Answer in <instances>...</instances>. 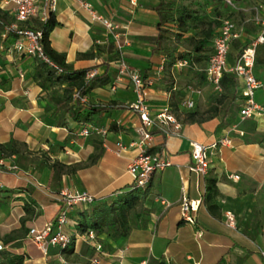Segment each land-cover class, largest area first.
<instances>
[{
    "label": "crops",
    "instance_id": "crops-1",
    "mask_svg": "<svg viewBox=\"0 0 264 264\" xmlns=\"http://www.w3.org/2000/svg\"><path fill=\"white\" fill-rule=\"evenodd\" d=\"M92 2L98 11L121 24L119 36L93 22L80 0H58L51 13L57 22L49 34L53 49L64 53L75 71L99 70L89 83L86 100L80 102L82 116L88 117L78 123L69 113L62 116L50 99L54 86L43 89L34 78L39 61L18 53L13 35L4 36V25L13 22L15 16L10 6L0 1V144L11 151L4 154L0 150V242L5 234L21 227L24 216L28 217L25 227H43L56 216L59 194L66 188L84 189L96 200L110 202L133 187L128 166L138 156L139 148L129 147L121 155L114 153L118 141L129 144L138 139L136 128L140 124L139 114L129 107L136 98L131 80L117 76L121 43L128 64L153 79L146 89L152 111L157 113L170 104L180 127L174 133H165L158 126L152 129L150 149L162 151L173 165L156 172L150 181L145 202L149 215L144 227L133 228L126 237L111 238L105 233L96 236V241L105 244L101 263L264 264V112L249 119L241 118L237 110L234 117L231 112H219L202 121L186 120L183 112L188 110L181 107L180 94L185 95L187 84L202 89L195 107L189 109L200 112L222 89L214 90L200 68L173 65L168 70L163 62L166 55L154 51L160 0ZM29 24L38 27L39 22L32 19ZM238 55L239 50L235 58ZM259 72L263 86L256 100L264 107V65ZM190 78L193 80L189 83ZM90 104L104 109L90 111ZM84 124L94 126L89 135L82 134ZM225 135H230L232 142L212 155L207 175L188 170L192 141L210 144ZM92 153L98 154V159L88 163ZM56 159L82 164L75 172L63 175L59 188L52 186L51 162ZM12 165L18 169L10 170ZM229 174H239L240 178H230ZM184 197L197 206L193 223L182 219ZM27 201L28 211L24 209ZM88 206L80 203L72 208L67 231L75 237L74 253L88 252L92 264L95 251L74 224ZM227 216L233 220L230 222ZM21 239L6 247L10 244L8 249L23 254L24 264H49L52 259L63 258L57 247L44 255L29 238L17 243Z\"/></svg>",
    "mask_w": 264,
    "mask_h": 264
},
{
    "label": "built area",
    "instance_id": "built-area-1",
    "mask_svg": "<svg viewBox=\"0 0 264 264\" xmlns=\"http://www.w3.org/2000/svg\"><path fill=\"white\" fill-rule=\"evenodd\" d=\"M0 1L3 5L10 6L9 10L15 16L13 22L4 25V36L13 35L15 50L23 55L42 59L50 63L58 71H61V68L51 62L44 54L41 42L43 38L42 28L29 24L32 19H37L39 23L46 22L51 13L56 10L58 0ZM225 2L229 5L232 4V0H225ZM80 4L87 10L93 22L99 23L108 33L116 36L120 35L121 24L112 17L98 11L92 0H80ZM253 12L252 17L245 20L247 22L252 21L258 27V34L251 43L244 47L241 53L232 61L230 59L231 46L235 39L241 37L242 30L236 26L232 19L225 18L212 39L213 51L206 66L202 69L207 82L213 86L214 90L222 89L220 79L224 73H234L236 75L238 81L241 82L239 115L243 119L253 118L264 112V107L256 100V93L262 87L263 82L255 70L257 45L264 41V5L254 7ZM118 49L120 53L116 58L117 76L118 79L128 76L131 80L136 98L129 104V107L139 114L140 124L136 128L138 139L129 144L118 141L114 153L121 155L129 147L135 146L139 148L138 156L128 166V173L133 179V187L146 188L156 172L173 165L170 158L162 151L150 150L149 144L153 140L152 129L158 126L165 133H174L175 129L180 127V121L172 113L170 104L161 107L157 113L152 111L151 105L146 99V89L152 84L153 79L144 77L137 68L128 64L122 52L124 46L121 43L118 44ZM165 61L166 59L164 58L163 62L165 63ZM175 65L187 66L188 62L179 60ZM98 74V68H90L85 71L84 79L89 82ZM201 94L202 89L200 87L187 84L185 95L182 97L181 107L187 110L194 108L196 96ZM73 97L80 102L86 100L85 95H82L79 91H75ZM172 124L173 128H171ZM93 129V124H84L81 131L83 135H89ZM231 142L230 135H225L210 144L192 141L190 144L192 162L188 164V170L199 175H207L212 155L221 147L230 145ZM1 165L0 163V171L2 170ZM9 169L16 171L18 167L12 165ZM229 177L239 179L240 175L229 174ZM2 187L3 183L0 180V188ZM95 201L96 196L87 190L70 188L62 190L58 197L60 206L56 216L41 228L31 227L28 233L29 239L37 245L44 255L49 253L51 247L66 248L72 243V234L67 231L72 208L80 203L90 205ZM196 209L197 206L194 205V201H189L184 197L180 206L182 219L190 223L195 222L193 211ZM227 218L230 222L233 220L231 216H227ZM84 235L95 251L91 257V263L102 264L101 257L105 252L103 243L96 241V233L93 230L84 232ZM4 248L3 242H0V251ZM261 254L264 259V249L261 250ZM140 264H147V260H143Z\"/></svg>",
    "mask_w": 264,
    "mask_h": 264
},
{
    "label": "trees",
    "instance_id": "trees-1",
    "mask_svg": "<svg viewBox=\"0 0 264 264\" xmlns=\"http://www.w3.org/2000/svg\"><path fill=\"white\" fill-rule=\"evenodd\" d=\"M207 0H160L156 6L159 15L158 29L159 33L156 37L155 52L166 55L165 66L168 64L173 66L179 60H186L187 66L200 68L201 75H204L203 68L206 66L209 57L212 54V39L221 25V20L208 21L203 12V6ZM223 3L229 5L222 0ZM2 20V19H0ZM55 18L50 15L49 19L44 23H39L38 27L43 30L42 47L44 54L55 63L61 71H58L50 63L36 58L39 62L34 73V78L43 89H49L54 86L50 92V99L60 109L62 116L69 113L78 123L84 121L88 116H82L80 101L75 100L73 95L75 91H79L85 95L89 82L85 81V71H75L66 62V55L59 53L53 49L50 44L49 34L56 25ZM173 25V26H171ZM258 34V33H257ZM257 36V35H256ZM255 36V37H256ZM254 37V38H255ZM187 42L190 48L181 50L180 42ZM252 41V40H251ZM245 43L239 49H242L251 43ZM264 65V41L257 45L256 64ZM257 72V71H256ZM222 92L213 96L210 100L208 108L200 112L199 110H188L183 112L184 117L188 121H202L207 117L224 112L232 113L235 116L237 110L240 109L241 95L239 92V82L234 73H224L220 79ZM184 95L180 94V97ZM181 97V99H182ZM177 107V105H176ZM90 111H100L103 106L88 105ZM178 109V108H177ZM183 110V109H182ZM0 150L4 154H10L9 147L0 144ZM155 151V149H150ZM98 159V154L92 153L88 158V163H93ZM53 168L52 186L60 187V181L64 174H70L79 169L82 164H66L58 159L51 162ZM150 194L149 185L146 188L132 187L118 194L117 198L107 202L96 200L87 208L80 211L79 216L75 219V226L78 232L84 233L93 230L96 236L107 234L111 238L126 237L135 227H144L148 220L149 210L145 206V202ZM30 203L24 204V209L28 211ZM26 211V212H27ZM28 218L22 217V226ZM19 236L8 233L3 237V242L8 244ZM102 242V241H101ZM103 243V242H102ZM105 246V244L103 243ZM75 237L72 235V243L60 251L69 257L74 254ZM25 257L23 254H14L9 256V264H24ZM66 264H73L68 262Z\"/></svg>",
    "mask_w": 264,
    "mask_h": 264
},
{
    "label": "rangeland",
    "instance_id": "rangeland-1",
    "mask_svg": "<svg viewBox=\"0 0 264 264\" xmlns=\"http://www.w3.org/2000/svg\"><path fill=\"white\" fill-rule=\"evenodd\" d=\"M202 2V0H201ZM261 5H264V0H232L231 5H226L225 3L222 2V0H207L205 5L202 7L204 15H206L205 19L208 21L209 19L212 20H221L222 21L225 18H230L232 21L236 24V26L241 29L242 35L240 38L235 39L232 43L231 46V51H230V59L233 60L235 58V55L238 53V50L241 48V46L245 43H248L249 41L253 40L254 37L258 33V27L252 22V21H245L247 18L252 17L253 15V8L254 7H259ZM222 21H220L222 23ZM183 45L180 47L181 50H184V48H190V45L187 42L181 41L180 44ZM168 70L170 69L171 65H167ZM179 67H184V66H179ZM261 66H257L256 69H258L257 75L261 77L262 79V74L259 72V68ZM257 71V70H256ZM168 75V74H167ZM167 77V79L171 78ZM193 80V78L188 79L189 83ZM263 82V81H262ZM193 84V83H192ZM263 86V85H262ZM240 110V109H239ZM238 110V112H239ZM27 214V213H26ZM25 218H28L27 216H24ZM21 222V220H20ZM26 223V222H25ZM12 234H15L19 236V238H24L23 241H28V233H29V228L25 227V224L18 229H15L11 232ZM4 237V236H3ZM2 237V239H3ZM22 239L17 242V243H22ZM5 245V248L0 251V262L5 261L7 264L8 263V258L11 255L16 254L15 249H8L10 247V244L8 247H6V244L3 242ZM16 243H12L11 245H15ZM88 252H80V253H74L73 255L66 257L63 254V258H55L52 259V262H49V264H66L68 262H72L73 264H89L88 260ZM36 257V256H35ZM40 257V255L38 256ZM64 259V261H62ZM63 262H61V261ZM4 264V263H2Z\"/></svg>",
    "mask_w": 264,
    "mask_h": 264
}]
</instances>
